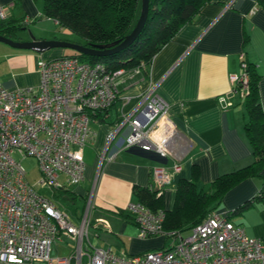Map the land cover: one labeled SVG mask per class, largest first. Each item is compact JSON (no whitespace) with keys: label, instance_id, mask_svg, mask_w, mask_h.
<instances>
[{"label":"crops","instance_id":"1","mask_svg":"<svg viewBox=\"0 0 264 264\" xmlns=\"http://www.w3.org/2000/svg\"><path fill=\"white\" fill-rule=\"evenodd\" d=\"M9 4V16L4 22L6 26L20 27L11 33H25L28 28L36 39L55 38L59 25L56 20L42 17L44 0H0V6ZM241 53L259 75V100L264 114V8L258 0H211L156 52L147 68L139 72L121 68L123 72L114 79L120 96L102 121L90 122L94 136L83 147L84 179L81 185H72L77 187L75 191H82L79 193L85 201L93 192L91 221L96 207L113 214L105 221L110 229L114 225L115 231L102 234L103 240L95 247L110 249L116 255H134L164 244L160 236L139 238L137 226L126 210L129 202L137 201L135 188L156 189L151 173L154 166L169 173L161 199L163 209L170 210L179 180L191 179L193 168L198 172L197 188L207 189L218 176L253 162L244 131L245 99L233 91L235 82L231 80V76L240 73ZM62 55V48L0 52V63H4L0 67V83L10 90L35 88L39 83L37 63ZM152 86L165 101L166 115L175 128L167 158L135 148L120 149L116 144L121 140L117 137L106 150V155L115 152V158L102 159L106 136L119 121L120 110L132 109ZM176 164L181 168L178 172L173 170ZM59 179L66 187L65 177L60 175ZM262 184L259 177L241 181L225 193L224 204L214 211L233 210L254 196ZM69 196L73 202L76 200L75 195ZM230 220L248 236L264 240V203L232 214ZM97 236L101 237L100 233Z\"/></svg>","mask_w":264,"mask_h":264},{"label":"built area","instance_id":"2","mask_svg":"<svg viewBox=\"0 0 264 264\" xmlns=\"http://www.w3.org/2000/svg\"><path fill=\"white\" fill-rule=\"evenodd\" d=\"M10 5L0 6V23L7 20ZM239 59L240 73L231 80L235 82L233 91L244 97L248 93L244 53ZM143 68L140 64L132 70ZM37 69L35 88L10 90L0 83V264H264V240L248 236L228 218V212L213 211L182 234L164 229L163 209L152 210L139 201L126 207L138 237L160 236L164 244L134 255L92 248L87 234L93 223V192L81 219L73 224L28 182L13 154L34 157L41 183L49 187L64 189L60 175L69 185L81 183L83 147L94 136L90 122L98 114L106 116L120 96L114 79L123 69L112 72L102 62L91 63L74 55L41 59ZM154 89L150 87L129 111L120 110L119 121L106 136L102 159L115 158V152L106 155V150L117 137L120 149L135 148L167 158L175 128L166 115L165 101ZM180 169V165L173 166L175 172ZM151 173L154 190L160 195L169 183V173L160 166H154ZM97 226L110 230L105 220L100 219ZM61 235L73 247L65 255H52V245Z\"/></svg>","mask_w":264,"mask_h":264},{"label":"trees","instance_id":"3","mask_svg":"<svg viewBox=\"0 0 264 264\" xmlns=\"http://www.w3.org/2000/svg\"><path fill=\"white\" fill-rule=\"evenodd\" d=\"M211 0H149L146 21L133 43L125 49L105 56L75 54L80 60L102 62L110 71L133 68L140 64L147 68L152 57L186 23L192 22L200 9ZM264 8V0H258ZM141 0H44L43 15L56 20L59 27L79 36L83 45L107 44L122 39L134 27L140 13ZM19 25L6 26L0 23V34L10 37ZM69 41V40H68ZM245 72L248 77V93L244 96L247 120L244 131L250 143L253 162L247 166L218 176L207 189L197 188L198 172L192 170L191 179H180L172 209L162 207L157 191L150 188H135L137 201L152 210L163 209L166 230H188L200 223L220 203L225 193L247 178L263 179L261 189L251 198L243 201L232 214L242 212L255 203H264V114L260 106L258 80L255 68L245 58ZM143 68V69H145ZM102 121V115H96ZM219 205V204H218Z\"/></svg>","mask_w":264,"mask_h":264},{"label":"rangeland","instance_id":"4","mask_svg":"<svg viewBox=\"0 0 264 264\" xmlns=\"http://www.w3.org/2000/svg\"><path fill=\"white\" fill-rule=\"evenodd\" d=\"M25 31V30H24ZM21 31V33H12L10 35V38L15 41H26L24 39H30L32 36H35L28 28L26 29V32ZM63 31V30H62ZM52 39H62V40H69L72 42H82L81 38L75 34H72L71 32H61V29L59 26H56V29L54 31V35ZM67 38V39H65ZM23 39V40H22ZM49 40V39H48ZM15 48H12L11 46L0 42V52H4L7 50H14ZM63 51L65 52V55H75L77 52L74 50L64 48ZM4 66V63H0V67ZM13 157L15 160H17L24 168L26 179L28 182L34 186V188L46 196L61 212L66 214L68 218L72 221L73 224H77L79 220L81 219L84 209L87 203V200H83L81 197V190H78L79 192L75 191L77 187H74L72 185L67 184L66 187H64L65 190H71V194L63 191L58 190L53 187H49L46 184L41 183V173L38 168L37 161L32 156H22L18 153H14ZM85 183V182H84ZM92 184V183H91ZM81 185V183H80ZM79 185V186H80ZM83 185V184H82ZM76 186V185H75ZM90 187V186H89ZM69 195H75L76 200L73 202L70 199ZM85 201V202H84ZM219 204V205H218ZM215 205V209L212 210H218L221 205L224 204L223 198L220 203ZM108 215L112 216L113 214H110L106 212L105 210H102L99 207H96L92 210L91 218H92V224L89 226L87 238L92 248L95 247L97 244L100 243L102 238V234H111L110 232L113 230L115 231L116 227L114 225H110L111 229L110 231L108 229H105L103 227L97 226V223L100 219L106 220ZM106 218V219H105ZM182 234H187L189 232L188 230H182L180 231ZM100 233L101 237H98L97 235ZM170 243V240L166 242V245ZM73 247L72 241L65 238L63 235L59 237V239L55 240V242L52 245V255H65L71 250Z\"/></svg>","mask_w":264,"mask_h":264},{"label":"water","instance_id":"5","mask_svg":"<svg viewBox=\"0 0 264 264\" xmlns=\"http://www.w3.org/2000/svg\"><path fill=\"white\" fill-rule=\"evenodd\" d=\"M148 10L149 0H141L140 13L133 29L122 39L107 44H92L86 46L80 43L62 39H36L35 36H32L30 40L15 41L10 37L1 34L0 42H3L16 49L35 50L42 52L53 48H68L74 50L78 54L105 56L110 53L125 49L133 43V41L138 37L146 21Z\"/></svg>","mask_w":264,"mask_h":264}]
</instances>
